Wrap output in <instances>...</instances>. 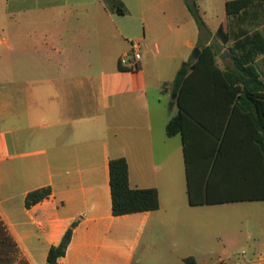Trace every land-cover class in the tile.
<instances>
[{
	"label": "crops",
	"instance_id": "obj_1",
	"mask_svg": "<svg viewBox=\"0 0 264 264\" xmlns=\"http://www.w3.org/2000/svg\"><path fill=\"white\" fill-rule=\"evenodd\" d=\"M229 1L199 2L209 30L200 39L184 0H122L126 16L105 0H0V264H47L74 224L58 264H141L151 255L200 264L215 254L199 246L196 230L211 205L190 204L183 138L168 137L167 125L179 112L171 84L200 44L217 47L223 69L248 53L264 81V7L256 2L230 17ZM149 6L153 61H145L150 38L141 32ZM133 43L141 45L138 62ZM1 61H10L9 75ZM121 158L132 189L158 190L157 211L114 215L110 162ZM48 187L50 198L26 207L29 193ZM251 203L260 224L244 259L264 264V201Z\"/></svg>",
	"mask_w": 264,
	"mask_h": 264
},
{
	"label": "trees",
	"instance_id": "obj_2",
	"mask_svg": "<svg viewBox=\"0 0 264 264\" xmlns=\"http://www.w3.org/2000/svg\"><path fill=\"white\" fill-rule=\"evenodd\" d=\"M120 16L128 10L122 0H105ZM200 31L209 30L199 2L184 0ZM264 0H234L226 5L228 16L246 11ZM218 37L228 43L229 33L220 27ZM196 61L185 62L171 84L179 112L167 125L168 137L181 135L187 167L188 194L192 206L264 201V81L248 53L232 57L234 67L223 69L213 44L199 45ZM123 71L129 70L120 64ZM168 84L164 85L166 89ZM113 213L116 217L153 212L160 208L157 189H132L126 159L110 162ZM51 188L33 191L26 207L50 198ZM77 224L51 248L47 264H58L66 255ZM186 264H198L195 257Z\"/></svg>",
	"mask_w": 264,
	"mask_h": 264
},
{
	"label": "rangeland",
	"instance_id": "obj_3",
	"mask_svg": "<svg viewBox=\"0 0 264 264\" xmlns=\"http://www.w3.org/2000/svg\"><path fill=\"white\" fill-rule=\"evenodd\" d=\"M147 11L148 17L149 15L151 17L146 19V24L144 21L141 22V32L145 30L147 36L150 38L144 43L146 50L145 61H153L155 56V42H153V39L156 37L155 28L157 24L155 23L153 14L154 9L151 11V6H149ZM134 19V17L132 20L131 18H127L128 21H134ZM167 34L170 35V33ZM164 49L166 52L172 51L171 45L168 43H165ZM228 57L230 58V55ZM1 62L5 73L9 75L10 61ZM170 78H174L173 75ZM2 81L4 88H9L7 78L4 77ZM253 205L254 203L251 202H239L225 205H211L204 208L206 209L203 215L205 223L196 226V230L202 240L199 246L205 245L210 250H213L215 254L212 257H200V264H204L210 259L217 262L224 261L226 264H247L244 258L251 257L250 247L253 244V240L249 239L248 235L249 233L256 235L259 232L260 224L258 222L260 217L257 213V208ZM166 233L165 229L161 231V235H165ZM235 239H239V242L236 243ZM224 245H227L226 251H223ZM202 250L203 248H200V251H195V254L197 252L204 254V250ZM139 258H142L141 254ZM176 262H178L176 258H155L151 255L147 259H142L141 264H176Z\"/></svg>",
	"mask_w": 264,
	"mask_h": 264
},
{
	"label": "built area",
	"instance_id": "obj_4",
	"mask_svg": "<svg viewBox=\"0 0 264 264\" xmlns=\"http://www.w3.org/2000/svg\"><path fill=\"white\" fill-rule=\"evenodd\" d=\"M140 50H141V45L140 43H133L132 44V51H133V59L135 62H138L140 59H141V53H140ZM129 64V60L126 58H122L121 59V65L122 66H126Z\"/></svg>",
	"mask_w": 264,
	"mask_h": 264
},
{
	"label": "water",
	"instance_id": "obj_5",
	"mask_svg": "<svg viewBox=\"0 0 264 264\" xmlns=\"http://www.w3.org/2000/svg\"><path fill=\"white\" fill-rule=\"evenodd\" d=\"M195 56L198 57L199 54H200V50L199 49H196L195 52H194Z\"/></svg>",
	"mask_w": 264,
	"mask_h": 264
}]
</instances>
